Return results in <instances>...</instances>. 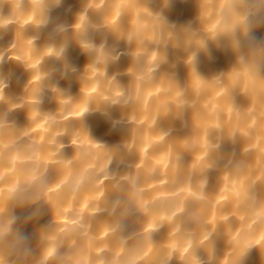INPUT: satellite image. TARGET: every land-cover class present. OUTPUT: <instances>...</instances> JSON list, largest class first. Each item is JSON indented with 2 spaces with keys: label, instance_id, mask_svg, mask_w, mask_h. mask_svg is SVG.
Returning <instances> with one entry per match:
<instances>
[{
  "label": "clouds",
  "instance_id": "clouds-1",
  "mask_svg": "<svg viewBox=\"0 0 264 264\" xmlns=\"http://www.w3.org/2000/svg\"><path fill=\"white\" fill-rule=\"evenodd\" d=\"M0 264H264V0H0Z\"/></svg>",
  "mask_w": 264,
  "mask_h": 264
},
{
  "label": "bare ground",
  "instance_id": "bare-ground-1",
  "mask_svg": "<svg viewBox=\"0 0 264 264\" xmlns=\"http://www.w3.org/2000/svg\"><path fill=\"white\" fill-rule=\"evenodd\" d=\"M105 131V127L104 126H100L96 128V134L97 135H102V133Z\"/></svg>",
  "mask_w": 264,
  "mask_h": 264
}]
</instances>
